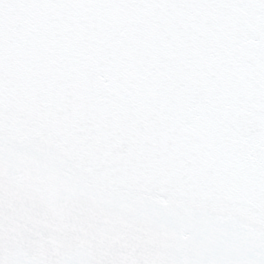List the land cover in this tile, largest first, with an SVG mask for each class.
<instances>
[{"label":"snow or ice","instance_id":"6c2138e0","mask_svg":"<svg viewBox=\"0 0 264 264\" xmlns=\"http://www.w3.org/2000/svg\"><path fill=\"white\" fill-rule=\"evenodd\" d=\"M0 264H264V0H0Z\"/></svg>","mask_w":264,"mask_h":264}]
</instances>
